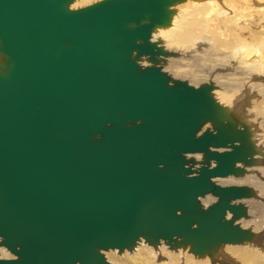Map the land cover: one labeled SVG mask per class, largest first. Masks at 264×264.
I'll return each instance as SVG.
<instances>
[{
	"label": "water",
	"instance_id": "1",
	"mask_svg": "<svg viewBox=\"0 0 264 264\" xmlns=\"http://www.w3.org/2000/svg\"><path fill=\"white\" fill-rule=\"evenodd\" d=\"M71 1L0 0V264H109L101 249L138 236L237 241L230 200L248 189L209 177L238 171L244 135L199 130L216 113L206 82L135 63L163 53L148 40L171 0ZM197 151L204 167L186 179L181 153ZM208 192L219 201L205 211Z\"/></svg>",
	"mask_w": 264,
	"mask_h": 264
},
{
	"label": "rangeland",
	"instance_id": "2",
	"mask_svg": "<svg viewBox=\"0 0 264 264\" xmlns=\"http://www.w3.org/2000/svg\"><path fill=\"white\" fill-rule=\"evenodd\" d=\"M184 1L177 4L175 11L180 17L189 19L188 0ZM223 1L225 3L224 10L228 11L230 8L235 10L232 12L233 38L228 36L230 41L213 30L214 25L211 21H213L214 13L208 14L203 16L205 19H201V23L196 21V25L195 22V29L193 27L195 34L192 39L188 40L189 43L188 41H184V43L174 41V44H171V40H159L158 42L162 45L160 47L166 48L167 55L161 57L159 59L161 63L159 60L158 63L171 76V79L182 78L192 85L206 82L212 85V90L217 89L218 94H223L221 98L228 100V102L240 94L243 96L246 94L250 97L247 99L249 103L247 102L245 107L237 111L238 113L242 111V114L245 111L244 116L247 120H244V127H239L238 121L234 125L237 124L235 127L238 126V130L247 129L249 133V144L253 150L250 153L249 163L252 164L251 168H255L252 169L253 173L251 172V174L255 175L257 183L250 186L242 182L244 178L249 176V170L243 171L244 174L241 173L243 175H238L240 178H236L237 176L234 175L232 179L227 178L218 181V183L247 186L253 193L251 198H249L250 195L248 198L239 201L244 206L245 204L248 206L245 207V217L239 225L251 235H246L243 240L236 243L243 245L242 247L251 245L253 250L264 251V0ZM199 17L202 18V15L200 14ZM206 17L210 19H206ZM191 18L193 19V17ZM226 35L229 34L226 33ZM231 41H233L232 47L227 48ZM260 61L262 65L259 64ZM210 73L212 74L211 77ZM210 80H213V83ZM213 99L215 98L213 97ZM215 101L217 103L216 99ZM243 166L241 165L240 168L243 169ZM237 179H240L241 182L236 183ZM246 201H250L251 204L246 203ZM247 224L250 225L246 226ZM224 248L225 246H223ZM188 250L191 254L195 252L191 251L190 248ZM207 251L209 249L206 250V253ZM224 253L229 257L230 264H240L237 257L233 258L228 251H224ZM254 255L264 264V256H261L264 254L255 252ZM217 258L219 261L222 256L219 255Z\"/></svg>",
	"mask_w": 264,
	"mask_h": 264
},
{
	"label": "bare ground",
	"instance_id": "3",
	"mask_svg": "<svg viewBox=\"0 0 264 264\" xmlns=\"http://www.w3.org/2000/svg\"><path fill=\"white\" fill-rule=\"evenodd\" d=\"M181 1H184V0H171L170 3L166 5L167 12H168L167 19L164 22H162V24H157V25L152 26L151 28L152 33L150 35V39L155 41L156 44L161 39L171 40V44H174V41L177 43L178 42L184 43V41L187 42L189 39H192L193 35L195 34L194 32L195 22L196 21L199 22L201 19L202 20L205 19L203 18V16L208 15V14L211 15L213 13H214V17H212L213 21H211L213 22L212 25H214L213 30L218 35L223 36L224 39L226 40H228V36L229 37L231 36L233 38L232 36L233 34L232 12H234L235 10L233 9L231 10V8L228 9V11L230 10V12L224 10L225 3L223 0H202V1L188 0L187 8H190L189 10L190 17H188L189 19L180 17L178 12L175 11V7L177 6V4L181 3ZM89 2H92V0H72L68 4V7L74 8L76 6L90 4ZM200 14L202 15V18L199 17ZM191 17H193V19ZM207 18L208 17H206V19ZM197 22H196V25H197ZM197 30L199 31V29H196V31ZM226 33L229 35H226ZM232 45H233V41L228 43L227 48H231ZM157 46L161 50H163V53H162L163 56L161 57H164L165 55H167V52L165 50L166 48L160 47L162 46L161 43L158 42ZM0 52L2 54V56L0 57V69H5V66L7 65V59H6L7 54L3 53L2 51ZM161 57H158V59H160ZM151 61L154 64L159 62L157 60V56H155L153 60L151 59ZM259 64L262 65V62ZM160 68L164 70L162 67ZM209 75L211 77L212 74L210 73ZM210 82L213 83V80H210ZM209 93L211 95V98L214 97L217 100V103H219V105H217L215 99H213L216 105L215 119L214 121L203 122L199 129L204 128V127L210 128L215 124H220L229 132H233V133L238 132L244 135L243 145H244V150H245V153H244L245 157L242 161H236L234 164L238 167V171L235 174H229V175L222 176V177L218 176V177L212 178V181L218 184V181H223L224 179H227V178L232 179L234 175L237 176L236 178H240L238 175H243L244 174L243 171L247 172L249 170L251 174V172L253 173V170L255 169V168H251L252 164L249 163L250 153H252L251 151H253L252 147L249 144V133L247 132V129L246 130L244 128H243L244 130L237 129L239 127H244L243 125V123H245L244 120H247L246 116H244L245 111L243 112V114L241 113L242 111L239 112L241 114H239L237 111L246 106L248 102L247 99L249 96H247L246 94L244 96L240 94V95H237L236 98L234 97L235 98L234 100H231L228 102V100L221 98V95L223 94H218L217 89L212 90V85H210ZM237 121L239 122L240 126L239 127L237 126L236 128L235 126L237 124L234 125V123H236ZM217 148L220 149L222 147H217ZM192 158L195 159V154H193ZM193 163L195 162L193 161ZM197 163H199V161ZM209 165H212V162H210ZM241 165H244L243 169L240 168ZM250 174L247 178H244L242 182L250 186L252 184L256 185L257 179L255 175H252V174L250 175ZM235 182L240 183L241 180L237 179V181ZM247 189L248 191L245 196L230 200V202L239 203V201H241L242 199L248 198L250 195L251 196L249 198H251L253 193H251L248 187ZM206 198L207 196L201 197V199H206ZM246 203L251 204L250 201H246ZM240 204L243 208V212L240 215H238L233 221V223H235L241 228V236L239 239H237V241L219 240L214 243H209V244L204 245L201 250H193L191 247V241H189L188 239L182 238L179 235L173 236L171 239L153 238L152 236H149V238L146 239V238H143L142 236H138L135 239V241L132 242V244L129 246H124V247L115 246L112 248L101 249L102 256L103 258H105V260L109 264H210V263L211 264H224V263L230 264L229 259H228L229 257L224 253V251L226 252L228 251V253L231 256H233V258L237 257L238 260H240V264H262V261L259 260L258 257L254 255V253L256 252V253L264 254L263 250L255 249L256 250L255 251L253 250V247H251V245L247 247H242L243 245L241 246L239 245V243H236L238 241L240 242L241 240H243V238H245L246 235H249V236L251 235L239 225L241 224V220L245 217V213H246L245 207L246 208L248 207L246 206V204L245 206L242 203ZM200 206L203 207V204H201ZM230 216L231 214L228 211L225 212V217L228 218ZM248 225L250 224H247L246 226ZM159 239H164L166 242L162 240L158 241ZM227 245H234V246H227ZM223 246H225L224 249H223ZM189 248L191 249V251H195V252L194 253L192 252L191 254L190 251L188 250ZM207 249H209V251H207L206 253ZM210 252L212 253L210 254ZM219 255L222 256V258L219 259L218 261L217 257H219ZM10 256L11 254L8 252L6 247H4L3 245H0V257H10ZM261 256H264V255H261ZM217 261L218 263H216ZM98 264H101V263H98Z\"/></svg>",
	"mask_w": 264,
	"mask_h": 264
},
{
	"label": "clouds",
	"instance_id": "4",
	"mask_svg": "<svg viewBox=\"0 0 264 264\" xmlns=\"http://www.w3.org/2000/svg\"><path fill=\"white\" fill-rule=\"evenodd\" d=\"M102 2H103V0H98L97 4L102 3ZM151 33H152V31H151ZM151 33H150V35H151ZM150 35H149V40H148V42H149L150 44H154V45H156V47L159 49V47L157 46L156 42L150 39ZM137 43H140V42L137 41ZM132 56H133V57H136V56H137V53H136L135 51H133V52H132ZM161 56H163V54L158 55V56H157V60H159L158 57H161ZM159 61H160V60H159ZM135 63L137 64V66H138L142 71H143V70H146V69H149V68H153V67H155V68H157V69L160 70L159 65H160L161 61H160V63H155V64H154V63L151 61L150 56H149L148 54H144V55H140L139 59L135 60ZM160 72L163 73L161 70H160ZM173 81H174V80H169V82H168V86H169V87H172V86H173ZM187 85H188V84H187ZM188 86H189V85H188ZM189 87H190V86H189ZM136 123H137V124H140L141 121L137 120ZM199 130H200V129H199ZM199 130L195 133V138H197V139H199V138L203 135V134L198 135ZM211 133H212L213 135H216V134H217L216 131H215V129H214ZM97 139H99V137H97ZM211 148H212V147L210 146L209 149H211ZM193 154H195V159L192 158ZM181 156H182L185 160H189V161H194V162H195V163H193V164H187V163L184 164L183 167H184L185 169H192L191 173H190L188 176H186V179H193V178L198 177V175H199V170H200L201 168L204 167V164H203L204 153H203V152H199V151H197V152H182V153H181ZM198 161H199V163H197ZM210 162H212V168H211V169L209 168V163H210ZM209 163H208L207 167H208V169H209L210 171H211V170H214L215 168L218 167V162L215 161V160H210ZM158 167H159V168H163V164L158 165ZM209 182L212 183L213 185H215V184L213 183V181H212V177H209ZM215 186H217V185H215ZM218 187H219V186H218ZM220 188H222V187H220ZM204 196H207V198H206V199H201V197H204ZM196 200L198 201V203H199L200 205L203 204L202 210L207 211V210L209 209V207H210V206H209L210 203H211V206H212V205H215L216 203H218V201H219V197H218L217 195L212 194L211 192H208V193H205V194H203V195H197ZM227 211H228V210H225V212H227ZM177 215H180V213L177 212ZM224 220H225V216H224ZM225 221H226V220H225ZM192 227H193V228H196L197 226H196V225H193ZM2 240H3V237L0 236V241H2ZM161 240H162V241H165L164 239H159L158 241H161ZM165 242H166V241H165Z\"/></svg>",
	"mask_w": 264,
	"mask_h": 264
}]
</instances>
